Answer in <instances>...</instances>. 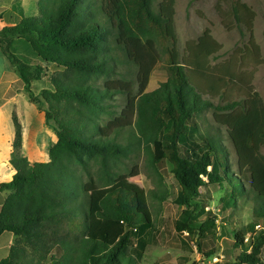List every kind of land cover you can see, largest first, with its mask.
Masks as SVG:
<instances>
[{"label": "trees", "instance_id": "16d2710c", "mask_svg": "<svg viewBox=\"0 0 264 264\" xmlns=\"http://www.w3.org/2000/svg\"><path fill=\"white\" fill-rule=\"evenodd\" d=\"M176 3L39 0L38 15L0 30V50L30 99L37 100L34 82H48L40 97L48 106L46 123L57 136L50 160L31 162L22 153L16 119L11 158L16 174L0 185V192H11L0 208V236L9 232L17 240L0 264H141V255L128 249L134 233L145 235L151 223L139 211L137 194L115 189L95 212L92 194L140 176L143 159L155 184L148 193L153 208L161 209L171 198L191 211L176 223L177 232L202 239L216 229L212 212L207 220H197L205 210L199 200L203 188L224 192V212L233 213L239 198L254 203L253 221L237 232L216 264H264V100L253 87V74L243 71L249 63L264 64L253 32L255 13L233 0L232 21L246 27L249 40L229 59L213 64L222 45L209 29L188 41L181 56ZM225 26L233 29L232 23ZM17 40L26 42L38 60L16 55ZM163 64L167 81L147 92L153 72ZM208 113L218 133L199 125ZM222 129L233 146L235 166ZM167 173L179 186L177 196L164 187ZM123 225L127 230L119 234Z\"/></svg>", "mask_w": 264, "mask_h": 264}, {"label": "rangeland", "instance_id": "374dc122", "mask_svg": "<svg viewBox=\"0 0 264 264\" xmlns=\"http://www.w3.org/2000/svg\"><path fill=\"white\" fill-rule=\"evenodd\" d=\"M162 0H157V3ZM176 17L175 27L178 36V48L182 57L185 55L186 44L188 41H196L206 29H209L212 36L222 45L221 52L213 60V64L221 63L229 59L235 50L243 48L248 43L249 33L245 26L236 27L232 21L231 10L233 0H176ZM252 8L255 13L253 32L256 43L261 48L264 57V0H242ZM39 0H0V30L5 26H13L19 23L23 18L39 14ZM232 23L233 29L229 30L225 24ZM13 51L16 55L28 58L32 62L38 60L31 47L23 40H17ZM51 72H55L54 66L50 67ZM243 71L253 74V87L261 95L264 100V64L254 67L248 64ZM168 72L165 65L157 68L150 80L147 92H152L167 81ZM25 86V85H24ZM49 86L45 80L34 82L32 90L37 100L34 102L39 107L41 114H44L48 108L47 104L42 102L40 94L44 88ZM41 100V101H40ZM218 103V100L214 101ZM120 103L123 104L121 98ZM24 106V104H23ZM11 107L8 106L2 113V138L8 136L7 121ZM21 120L30 127L31 114L28 113L26 106L18 109ZM41 119H45L41 115ZM45 125V123H44ZM199 125L202 129L208 130L213 134L218 133L219 126L215 122L212 113H208L205 118L200 119ZM46 126V125H45ZM35 127V126H34ZM49 129L41 127L38 122V135H42L44 131V147L42 153H47L46 158H29L31 162H48L50 156L48 154L50 146L53 145L55 139L53 137V124H47ZM32 129V127H31ZM36 132V127L33 128ZM53 129V130H52ZM223 144L227 149L230 162L235 166V152L225 129L221 130ZM27 139L28 135L25 133ZM34 137V136H32ZM31 135H29V140ZM50 147V148H49ZM264 154V148L262 149ZM141 169L140 176L130 178L113 187L99 190L92 194L93 211L99 207L100 200L109 192L124 188L137 194L139 201V211L142 212L151 228L145 235L134 233L132 246L128 249L129 253L136 256L140 253L142 259L141 264H216L224 258V250L230 247V242L234 240L238 231H244L253 221L254 203L248 198H239L236 209L232 213L231 210L224 212L221 207V198L224 192L217 187L201 190L200 202L205 210L197 218L198 221L208 219V212L218 217L216 221V229L214 232L202 239L191 235L188 232H177L176 223L185 220L191 214V211L176 204L171 198L162 205V208H153L148 193L155 188L152 179L147 176L144 159L139 162ZM171 165H167V171L171 169ZM235 170V167H232ZM164 187L169 190L172 195L177 196L179 189L178 184L170 174L165 175ZM157 206V205H155ZM125 226L117 228L119 234L126 232ZM251 234L249 233L247 239ZM248 241V240H247ZM240 252V251H238ZM214 255L208 257V254Z\"/></svg>", "mask_w": 264, "mask_h": 264}, {"label": "crops", "instance_id": "0c3cea01", "mask_svg": "<svg viewBox=\"0 0 264 264\" xmlns=\"http://www.w3.org/2000/svg\"><path fill=\"white\" fill-rule=\"evenodd\" d=\"M23 104L26 106L28 113L31 114L30 127L27 123L23 122L18 114V109H23ZM10 106L9 120L7 121L8 136L6 139L2 137V113L3 110ZM41 111L37 104L30 99L29 93L25 89L23 82L21 81L18 74L15 72L10 61L4 56L0 50V185L4 183H9L12 181L16 170L11 164V158L13 154V144L16 138V119L21 125L23 134V146L22 153L27 158H46V154L42 153V148L44 147V131L42 135H38V122L40 121L41 127L46 130L49 129L45 119H41ZM45 123V125H44ZM36 127V132L34 131ZM32 127V129H31ZM53 130V129H52ZM28 135V139L25 135ZM29 135L31 139L29 140ZM34 136V137H32ZM53 137L55 142L57 141V136L53 130ZM51 145L50 147H52ZM49 147V148H50ZM42 151V152H41ZM49 154V151H48ZM37 162V161H36ZM40 162V161H39ZM11 194L10 191L0 192V208L4 203L5 199ZM17 236L13 233L6 232L0 236V261L5 259L8 255L9 248L15 244ZM139 256L140 253H136Z\"/></svg>", "mask_w": 264, "mask_h": 264}]
</instances>
